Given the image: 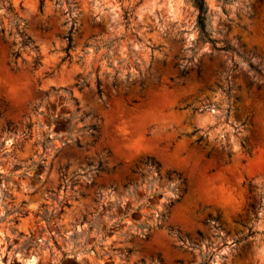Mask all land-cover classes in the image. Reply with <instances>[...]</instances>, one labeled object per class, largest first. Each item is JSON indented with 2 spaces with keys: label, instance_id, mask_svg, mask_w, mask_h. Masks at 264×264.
I'll use <instances>...</instances> for the list:
<instances>
[{
  "label": "rangeland",
  "instance_id": "1",
  "mask_svg": "<svg viewBox=\"0 0 264 264\" xmlns=\"http://www.w3.org/2000/svg\"><path fill=\"white\" fill-rule=\"evenodd\" d=\"M204 2L0 0V264H264V0Z\"/></svg>",
  "mask_w": 264,
  "mask_h": 264
},
{
  "label": "trees",
  "instance_id": "2",
  "mask_svg": "<svg viewBox=\"0 0 264 264\" xmlns=\"http://www.w3.org/2000/svg\"><path fill=\"white\" fill-rule=\"evenodd\" d=\"M195 4L197 5V7L199 8L200 12L201 13H204L205 12V2L204 0H195ZM202 32L204 33V29H202ZM22 36H23V44H28L31 39L28 35H25L24 33H22ZM13 56L16 58L18 55H19V51L18 50H14L12 52ZM97 92L99 94V96L102 95V90L100 88V86L98 85V88H97ZM91 128V134L95 137V139H97L98 137V133H97V128H96V124L95 123H92L90 124L89 126ZM143 162L148 165V166H151L153 168H157L160 164L157 160H155L153 157H146L145 159H143ZM88 164H92V162H88ZM95 168L97 169H104V166L102 165V161L99 159L95 164ZM180 173H178V176L180 177ZM182 182H185V178L182 179ZM124 186H127V183L124 184ZM183 191H186V187L184 186L183 187Z\"/></svg>",
  "mask_w": 264,
  "mask_h": 264
},
{
  "label": "bare ground",
  "instance_id": "3",
  "mask_svg": "<svg viewBox=\"0 0 264 264\" xmlns=\"http://www.w3.org/2000/svg\"><path fill=\"white\" fill-rule=\"evenodd\" d=\"M26 264H33V259L28 258V259L26 260Z\"/></svg>",
  "mask_w": 264,
  "mask_h": 264
}]
</instances>
